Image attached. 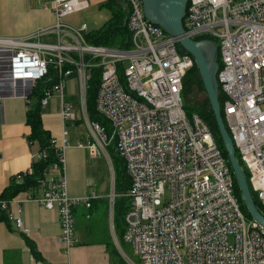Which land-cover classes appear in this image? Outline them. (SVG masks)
Returning <instances> with one entry per match:
<instances>
[{"label":"built area","instance_id":"1","mask_svg":"<svg viewBox=\"0 0 264 264\" xmlns=\"http://www.w3.org/2000/svg\"><path fill=\"white\" fill-rule=\"evenodd\" d=\"M103 1L52 0V28L23 37L0 36V98L3 88L28 98L50 67L58 72L54 89L62 96L63 80L75 73L80 111L89 130L88 141L77 146L106 159L114 188L106 147L115 139L130 178L123 232L136 258L130 264H264V227L241 211L232 174L208 126L184 111L183 78L193 66L192 56L180 52L175 37L145 18L142 0H124L132 43L127 50L89 44L85 23L76 27L64 22L67 15ZM183 26L195 40L217 41L221 111L249 184L264 206V0H188ZM45 32L55 33V41L37 40ZM118 63H123L126 88L119 80ZM93 66L101 67L96 109L109 122V134L103 125L89 122L86 113ZM51 94L50 89L44 91L41 107ZM61 117L77 119L66 103ZM52 142L59 155L60 167L55 166L64 169L65 137ZM43 156L38 152L32 158ZM96 197L94 190L69 196L63 173L42 181L37 200L57 209L58 241L65 254L78 241L74 209L89 208ZM108 197L112 210L113 194ZM16 227L28 232L19 218Z\"/></svg>","mask_w":264,"mask_h":264},{"label":"crops","instance_id":"2","mask_svg":"<svg viewBox=\"0 0 264 264\" xmlns=\"http://www.w3.org/2000/svg\"><path fill=\"white\" fill-rule=\"evenodd\" d=\"M72 15L64 17V22L73 25ZM55 21L52 0H0L2 37H23L39 29H50ZM37 40L54 42L55 33L45 32ZM62 84V96L53 89L42 107V125L57 142L65 137L64 172L68 195L83 196L94 190L97 202L90 209L85 206L74 209L78 241L67 255L58 241L61 231L57 209L46 208L37 200L42 190L35 195H31V191L17 193L8 204L13 228L0 222V264H110L112 253L105 245L110 231L102 198L112 192L111 175L103 156L93 157L86 147L77 146L78 142L85 144L88 141L89 130L80 111L81 97L75 73L66 77ZM62 103L71 106L76 120H62ZM31 104L29 98L11 95L3 88L0 98V192L11 176L29 169L33 154L38 153L37 145L30 146L27 140L30 126L26 123V111ZM59 172L52 168L47 175L55 177ZM17 218L27 233L17 229ZM25 236L32 241L40 258L31 253Z\"/></svg>","mask_w":264,"mask_h":264},{"label":"trees","instance_id":"3","mask_svg":"<svg viewBox=\"0 0 264 264\" xmlns=\"http://www.w3.org/2000/svg\"><path fill=\"white\" fill-rule=\"evenodd\" d=\"M98 6L100 8H108L110 11V17L99 27L87 30L84 33L85 41L95 46L114 47L122 50L130 49L132 45L131 31L127 26L128 10L125 1L104 0L103 2L99 3ZM200 39L203 38H197V40ZM212 40L216 43V45H218L215 39ZM86 59H88V56H86ZM95 61H97V59H95ZM217 61L220 66L221 63L219 56H217ZM117 69L119 80L126 88L125 76L123 74V63H118ZM197 73V67L195 63H193V66L187 71L185 77L183 78V89L181 94L183 98L184 111L188 117H191L192 114L198 115L210 129L214 140L223 157L225 158L232 174L234 193L237 197L240 209L246 218L252 219L245 207L244 202L242 201L240 190L237 186L236 180L232 173V169L227 159V152L224 148L213 110L208 105V99L206 95L203 98L204 100L200 103L195 104L189 100V95L191 93L192 87H195L198 91H201L205 94L203 83L197 76ZM100 79L101 67H91L85 93V107L88 120L90 122H97L103 125L105 127L106 133L109 134L111 131L109 122L96 109V98ZM58 80V72L50 67L47 77L43 80L38 81L28 95V98L32 100V104L26 111V123L30 126V133L27 136V140L30 146L36 144L37 152H44L45 156L36 159L32 158L29 169L25 172H21L17 175L11 176L8 180V183L0 192V200L6 201V205L4 207L0 205V222H6L10 229H12L13 227L11 219H9V201L21 191H31V195H35L36 192L42 190V181L45 179L46 174L50 171V169H52L55 164L60 167L58 152L53 145L52 137L49 131L46 130L42 125V107L40 105V99L44 95V91L48 89H50V91H53L54 86L58 83ZM218 99L220 105H223L224 95L220 91L218 93ZM221 115L224 120L222 111ZM225 125L227 128L226 122ZM107 152L110 156L114 174L115 197L113 199L112 205L113 228L118 243L121 247H124L126 245V243L123 241V232L125 229L124 216L128 208L130 207V199L127 196V191L130 187V178L128 177L126 172L125 162L117 152L115 139L107 146ZM236 156L243 168L245 177L248 181L249 173L243 165V162L240 160L237 151ZM250 190L256 206L264 215V206L260 203L256 193L251 189V187ZM102 201L106 205L105 209L108 212V208H110L109 197L105 195V197L102 198ZM96 202L97 199H92L89 209L92 208L93 204ZM24 240L34 257L40 258V255L32 241L29 240L26 236ZM105 245L110 253L119 256L115 243L110 235L108 236ZM118 258L120 264H125L122 258Z\"/></svg>","mask_w":264,"mask_h":264},{"label":"water","instance_id":"4","mask_svg":"<svg viewBox=\"0 0 264 264\" xmlns=\"http://www.w3.org/2000/svg\"><path fill=\"white\" fill-rule=\"evenodd\" d=\"M188 0H142L143 13L151 23L160 26L167 34L177 40V49L189 53L197 67V76L201 79L208 105L212 108L218 130L227 152V159L240 190L242 201L253 220L264 227V215L256 206L242 166L236 156L231 135L221 115L218 99L217 61L218 47L211 39L195 40L186 34L183 19Z\"/></svg>","mask_w":264,"mask_h":264},{"label":"rangeland","instance_id":"5","mask_svg":"<svg viewBox=\"0 0 264 264\" xmlns=\"http://www.w3.org/2000/svg\"><path fill=\"white\" fill-rule=\"evenodd\" d=\"M110 17V11L106 7L100 8L99 6H90L88 8H84L76 13H74L71 18L74 26H79L83 23L87 25L88 30L95 29L100 26L105 20ZM205 94L201 91H198L195 87H192L191 93L189 95V100L192 103H200L204 99ZM86 128L87 125H86ZM112 211L111 208H108L107 212V220H108V231H110V235L115 243V246L118 251V255H114L113 253L110 256V264H120L119 258H122L125 264H130L129 260H136L134 255L131 252V248L129 244H126L124 247H121L118 243L117 239L114 237V228H113V220H112Z\"/></svg>","mask_w":264,"mask_h":264},{"label":"bare ground","instance_id":"6","mask_svg":"<svg viewBox=\"0 0 264 264\" xmlns=\"http://www.w3.org/2000/svg\"><path fill=\"white\" fill-rule=\"evenodd\" d=\"M73 74V73H72ZM218 83V82H217ZM218 90H219V86H218ZM89 121V120H88ZM90 122V121H89ZM67 147V146H66ZM66 149V148H65ZM57 150V149H56ZM106 150H107V147H106ZM57 152H58V150H57ZM64 153H65V150H64ZM58 157H59V155H58ZM240 157V156H239ZM64 160H65V156H64ZM241 160V159H240ZM53 168H55V169H57V170H60V172L58 173V175L57 176H59V175H61L62 173L64 174V176H65V172H64V170H65V168L64 169H61V168H59V167H57V166H53ZM246 168V167H245ZM243 169V168H242ZM48 174V173H47ZM46 174V177H48V175ZM45 177V178H46ZM66 178V177H65ZM248 185H249V188L251 187L250 186V184H249V179H248ZM114 187V186H113ZM252 189V188H251ZM251 191V190H250ZM111 194H113V199H114V197H115V193H114V188H112V192L110 193V195ZM109 195V196H110ZM237 198V197H236ZM87 209H89V208H87ZM112 211V210H111ZM112 214V213H111ZM250 220H253V219H250ZM255 221V220H254ZM256 222V221H255ZM114 235H115V233H114ZM77 236V235H76ZM115 238H116V236H114ZM78 238V237H77ZM124 241V240H123ZM125 242V241H124ZM126 243V242H125ZM126 244H128V243H126Z\"/></svg>","mask_w":264,"mask_h":264}]
</instances>
